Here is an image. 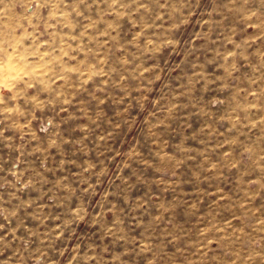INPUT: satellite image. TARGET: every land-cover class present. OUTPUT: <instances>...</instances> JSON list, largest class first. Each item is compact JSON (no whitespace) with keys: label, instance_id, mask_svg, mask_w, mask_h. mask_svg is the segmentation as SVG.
Wrapping results in <instances>:
<instances>
[{"label":"rangeland","instance_id":"obj_1","mask_svg":"<svg viewBox=\"0 0 264 264\" xmlns=\"http://www.w3.org/2000/svg\"><path fill=\"white\" fill-rule=\"evenodd\" d=\"M0 264H264V0H0Z\"/></svg>","mask_w":264,"mask_h":264}]
</instances>
